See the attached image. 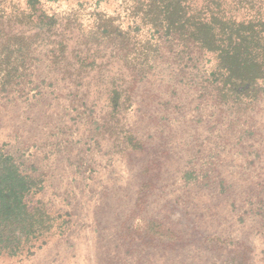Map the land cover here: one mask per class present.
<instances>
[{
    "label": "trees",
    "instance_id": "obj_1",
    "mask_svg": "<svg viewBox=\"0 0 264 264\" xmlns=\"http://www.w3.org/2000/svg\"><path fill=\"white\" fill-rule=\"evenodd\" d=\"M18 103L60 107L43 143L73 172L107 142L144 192L186 133L180 180L222 195L226 159L264 162V0H0V111ZM18 155L0 146V253L30 255L68 221L33 201L45 179Z\"/></svg>",
    "mask_w": 264,
    "mask_h": 264
},
{
    "label": "rangeland",
    "instance_id": "obj_2",
    "mask_svg": "<svg viewBox=\"0 0 264 264\" xmlns=\"http://www.w3.org/2000/svg\"><path fill=\"white\" fill-rule=\"evenodd\" d=\"M45 110L46 119L60 113L57 105L24 103L0 111V146L25 160L36 158L45 181L33 201L68 223L30 255L1 252L0 264H238L242 257L244 264H264V206L258 200L264 194V162L245 168L240 155L226 159L222 170L230 189L219 196L185 187L178 170L185 159L184 133L150 191H141L145 177L136 175V167L109 159L107 142L86 179L73 172L75 153L66 157L43 143ZM205 234L233 249H210Z\"/></svg>",
    "mask_w": 264,
    "mask_h": 264
}]
</instances>
